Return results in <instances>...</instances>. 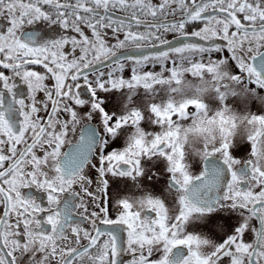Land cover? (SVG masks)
<instances>
[{"label": "snow or ice", "instance_id": "6c2138e0", "mask_svg": "<svg viewBox=\"0 0 264 264\" xmlns=\"http://www.w3.org/2000/svg\"><path fill=\"white\" fill-rule=\"evenodd\" d=\"M0 264H264V0H0Z\"/></svg>", "mask_w": 264, "mask_h": 264}, {"label": "flooded vegetation", "instance_id": "af4514ba", "mask_svg": "<svg viewBox=\"0 0 264 264\" xmlns=\"http://www.w3.org/2000/svg\"><path fill=\"white\" fill-rule=\"evenodd\" d=\"M171 38V37H170Z\"/></svg>", "mask_w": 264, "mask_h": 264}, {"label": "rangeland", "instance_id": "374dc122", "mask_svg": "<svg viewBox=\"0 0 264 264\" xmlns=\"http://www.w3.org/2000/svg\"><path fill=\"white\" fill-rule=\"evenodd\" d=\"M170 38V37H169Z\"/></svg>", "mask_w": 264, "mask_h": 264}]
</instances>
